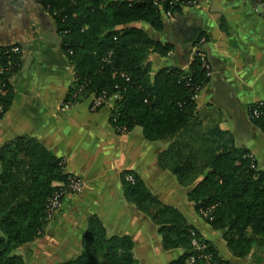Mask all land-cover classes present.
I'll use <instances>...</instances> for the list:
<instances>
[{
    "label": "trees",
    "instance_id": "trees-1",
    "mask_svg": "<svg viewBox=\"0 0 264 264\" xmlns=\"http://www.w3.org/2000/svg\"><path fill=\"white\" fill-rule=\"evenodd\" d=\"M37 1L55 19L61 48L74 70L65 99L75 91L78 99L118 92L110 116L115 128L140 125L148 140L169 137L163 151L167 154L188 147L180 163L162 165L180 183L192 185L187 197L195 212L220 231L228 251L240 258L262 245L264 169L235 143L231 131L220 128L211 114L200 116L196 108L195 93L210 77L197 54L201 36L193 41L195 50L186 67L160 66L151 74L148 54H167L173 45L132 23L163 30L167 22L162 11L180 14L185 0ZM20 66L19 51L0 46V117L12 99L10 76ZM254 107L262 114L252 115ZM248 113L264 132V101L252 103ZM68 175L62 159L33 136L18 135L0 146V264H25L16 249L41 234L49 221L46 205L59 190L53 183H64ZM131 177L123 181L127 199L155 222L165 249H183L171 264H186L191 256L192 264H208L205 254H211L213 264H237L224 259L209 241L203 249L193 247L191 239L199 237L198 231L176 208L161 204L138 176ZM131 248L129 237L107 236L99 219L91 216L80 253L59 264H137Z\"/></svg>",
    "mask_w": 264,
    "mask_h": 264
},
{
    "label": "crops",
    "instance_id": "crops-1",
    "mask_svg": "<svg viewBox=\"0 0 264 264\" xmlns=\"http://www.w3.org/2000/svg\"><path fill=\"white\" fill-rule=\"evenodd\" d=\"M165 18L160 31L173 45L167 53L173 55L172 62L186 67L194 39L204 38L202 51L211 74L195 96L199 115H213L264 169V132L248 113L252 103L264 101V4L197 0ZM132 23L146 31L151 27ZM3 45L18 46L21 66L9 79L12 99L0 117V146L18 135L33 136L62 159L67 173L85 181L81 193L63 197L58 214L36 239L16 249L26 264H59L77 256L91 216L99 219L107 236L131 239L137 264L178 259L183 249H165L155 222L125 196L128 175L138 176L162 204L176 208L205 239L223 248L220 233L195 212L187 197L189 187L162 165L167 139H146L140 125L115 128L110 105L91 109L90 97L63 106L74 71L61 48L55 19L37 0H0ZM150 53L160 67L161 55Z\"/></svg>",
    "mask_w": 264,
    "mask_h": 264
},
{
    "label": "rangeland",
    "instance_id": "rangeland-1",
    "mask_svg": "<svg viewBox=\"0 0 264 264\" xmlns=\"http://www.w3.org/2000/svg\"><path fill=\"white\" fill-rule=\"evenodd\" d=\"M148 31V33H149V35H151L152 37H154V38H157V39H164L165 38V33L164 32H161V31H157V30H155V29H153V28H151V27H149V29L147 30ZM166 40H167V38H165ZM168 42H170L169 40H167ZM151 52H155V51H151ZM155 53H157V52H155ZM159 54V53H158ZM161 58H162V62H160L161 64H159L160 66H165L167 63L169 64V66H180L179 65V63H175V62H172V59L174 58L173 57V55H166V54H164V55H161ZM147 62H149V65H150V69H151V74H153V72L159 67V66H157V60L153 57V55H151V53L150 54H148V56H147ZM165 64V65H164ZM74 71V70H73ZM198 92V91H197ZM197 92H196V94H197ZM73 94V93H72ZM72 94H71V96L70 97H73L72 96ZM196 94H195V96H196ZM88 97V96H87ZM87 97H85V98H87ZM82 99H84V98H82ZM69 100V98L68 99H65V101H64V104H63V106L64 107H67L68 106V104L66 103L67 101ZM78 100H81V99H78V97H77V95L75 96V97H73L72 98V102H76V101H78ZM113 104V99H109V102L108 103H106V104H104V105H110V115L109 116H111V113H112V110L114 109V104ZM103 105V106H104ZM117 129H121V130H125L124 128H117ZM169 142L171 141V139L168 137V138H166ZM199 144H200V142H199ZM196 147H199L198 146V144L197 145H195ZM164 151V150H163ZM162 151V153H161V155H160V160L163 162V161H169V162H171V164H174L175 162H179L180 163V161L183 159V158H185V153H187V151H188V147H186L185 148V146H183V147H181V148H179V149H177L176 151H175V154L174 155H172V154H170V153H164ZM251 155H253V154H251ZM254 156V155H253ZM130 178V179H129ZM126 179L127 180H131V176L130 175H128L127 177H126ZM184 182H185V179H184ZM58 183L59 182H54L53 184L54 185H58ZM182 184V183H181ZM184 185V184H183ZM185 186V185H184ZM189 188H191L192 187V185H190V186H188ZM188 188V189H189ZM68 194V193H67ZM161 203V202H160ZM162 204V203H161ZM58 214V213H57ZM56 214V215H57ZM56 215H54L51 219H53ZM203 218V217H202ZM50 221V220H49ZM215 231H217V230H215ZM219 233H220V231H218ZM199 233V232H198ZM220 237H221V239H222V244H223V248L222 247H220V248H217V246H215L216 247V249L218 250V252H219V254L224 258V259H226V260H229V261H231V262H233V263H237V264H264V243L262 244V245H255L254 246V248H253V250H251V252L247 255V256H245V257H240V258H237V257H235V256H233L229 251H228V249L226 248V245H225V242H224V240H223V238H222V236H221V233H220ZM192 239H196L195 240V242H197L196 244H197V248L198 247H200V246H203V244H205L204 243V241H209V240H207V239H205L200 233H199V237H195V236H193L192 237ZM210 242V241H209ZM217 242H219V240H217ZM211 243V242H210ZM202 248V247H201ZM200 249V248H199ZM203 249V248H202ZM229 255V256H228ZM206 256H208V264H213V262H212V260H211V254H206ZM189 261H191V259H190V257L186 260V264H191ZM26 264V263H25Z\"/></svg>",
    "mask_w": 264,
    "mask_h": 264
},
{
    "label": "built area",
    "instance_id": "built-area-1",
    "mask_svg": "<svg viewBox=\"0 0 264 264\" xmlns=\"http://www.w3.org/2000/svg\"><path fill=\"white\" fill-rule=\"evenodd\" d=\"M196 1L197 0H185V5L186 6L193 5ZM253 1L255 3H258V4H261V3L264 4V1L263 0H253ZM162 12L167 17H171L172 16L169 11H162ZM200 41L203 43L204 38L202 37L200 39ZM11 50L12 51H18L19 48H18V46L13 45V46H11ZM197 54H199L200 57L202 58L203 65L207 69V73L208 74H211V67H210L208 61L205 58L204 52L202 50H198ZM0 90H1V88H0ZM77 92L78 91L73 92L72 96L75 97L77 95ZM117 96H118V92H114V93H112L110 95L107 94L106 91H102V92L97 93V94L91 93V94L88 95V97H90V108L91 109L98 108L102 104L108 103L110 98L113 99V104H114V99ZM73 97H70L69 100L66 102L68 105L70 103H72V98ZM251 113H252V115H261L262 114V112L259 109V107H254ZM57 186H59V190L56 191L53 194V196L51 197V199H49V201H48V203L46 205V215H47V219L48 220H51V218L59 212V210L61 209L63 197L67 193H76L77 194V193H81L84 190V188H85V181L81 177H79V176H77L75 174H69L68 177H67V179H66V181L64 183L59 182ZM195 240L194 239H191V245L193 247H195L196 249H199V248L202 249V248L205 247V244H203V246H200V247L197 248V244L198 243L195 242ZM205 257H206V259L208 258V256H206V254H205ZM190 259H191V261H189V262L192 264V262L194 260V257L191 256Z\"/></svg>",
    "mask_w": 264,
    "mask_h": 264
}]
</instances>
